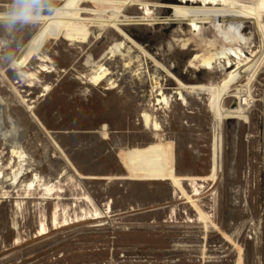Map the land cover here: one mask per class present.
Returning <instances> with one entry per match:
<instances>
[{"label":"rangeland","instance_id":"1","mask_svg":"<svg viewBox=\"0 0 264 264\" xmlns=\"http://www.w3.org/2000/svg\"><path fill=\"white\" fill-rule=\"evenodd\" d=\"M62 1L0 0L2 133L10 119L18 129L0 132V264H264V53L235 74L189 68L201 51L189 23L200 18L179 0H142L149 18L132 5L114 22L85 2L60 27ZM239 1L264 10V0ZM198 25L204 39H219L211 18ZM117 43L131 66L107 59L112 80L87 84L85 60ZM41 64L47 71L35 73ZM230 76L238 79L216 103L236 108L244 85L254 103L223 116L221 131L212 97L153 106V81L170 96ZM143 113L159 133L144 128ZM12 148L25 160L14 186L46 184L53 198L9 187Z\"/></svg>","mask_w":264,"mask_h":264},{"label":"bare ground","instance_id":"2","mask_svg":"<svg viewBox=\"0 0 264 264\" xmlns=\"http://www.w3.org/2000/svg\"><path fill=\"white\" fill-rule=\"evenodd\" d=\"M62 2V7L59 9L57 15L53 19L54 23L59 25L60 27H66L67 25H69L72 22L76 11L85 2L95 3L98 7L100 14L108 15L109 20L112 22L116 21L132 5H138L140 7V10L142 11V15L145 18H149L152 11H150L151 5H149L151 2L149 1V4H147L144 3L142 0H64ZM247 4L239 0H179V6L177 7V9L196 12L194 15L197 18L199 17L200 19L201 16H203V18H211L213 27L219 38L218 40H210L207 38L204 39L201 36L202 28L200 25H198L200 19L198 21H196V19L191 21L189 23L190 32H192V34L195 33L198 37V46H201V51L200 54L194 55L193 58L190 60L188 66L189 68H197L199 70H205L212 73L228 72L235 74V69H238L241 63L246 61L249 65L248 69H250V66L254 63V57H256L258 53H264V10L261 9L260 4L257 2L252 3L251 7ZM206 12L208 13V15H206ZM245 21L247 22V24L251 23V26H253L254 29L253 33L243 34V29L245 28L244 25L246 23ZM253 39L257 41V45H254L252 43ZM254 47H256L255 53H253L252 50V48ZM121 50L122 53H120ZM125 50V46L122 43H117L107 48L103 54L101 53L102 56L98 61L94 62L91 61L92 59H86L84 62V66L89 69V74L85 77L86 83L92 86H98L103 82L109 83L110 80H112L110 79V75L112 73L109 72L103 64V62L107 59H113V57H120V60H123L126 58V60H124L122 63V67L123 69L129 68L132 64V60L131 58H129L130 56H128L130 55L128 51L130 49L126 51ZM124 51L125 53H123ZM37 60L40 63H44L45 61V59L42 57H39ZM46 71L47 67L41 64L37 71H35V73L41 74ZM21 74L24 78H27L31 81L32 78L35 76L34 73ZM237 79V76H230L228 80H225L223 84L219 86L208 85L206 88L199 90H174L170 94V96H165L164 93L160 90L162 86L161 83L158 84L156 81H153L154 86L153 91H151L152 94H154L152 96L154 100L153 106H155L156 109H167L169 108V102H171V99L173 98H175L176 101L185 103L186 105V102L184 100L185 96L200 97L201 95H204L212 97L213 104L211 105V111L214 114L218 115V130L221 131L223 116H242V113H246L251 108L252 103H254V100L249 94L250 92L248 90V85H244L243 87L238 88V93L235 94V99L237 100L236 108L225 109L222 107L221 104L216 103L220 98H222L223 95L226 94L227 90ZM111 84L112 83H110V85ZM3 105L4 102L2 98H0V132L1 136L4 139L8 134L12 132L17 133L18 129L15 123L10 119L8 120V123L11 128V131H4L2 133L3 129L1 111ZM140 118L142 125L145 129L156 133H159L162 130L157 120L152 118L151 115L143 113ZM222 143V138L220 136L219 145H217L219 157H221L223 151ZM11 159L14 162L11 166L12 160H10V164H8V167L9 170H12V172L7 177L10 188L14 189V191L16 192L23 191L25 195H29L30 193L33 194L35 192H41V199L43 200L53 198V195L57 193V191L53 192L51 190L52 186L48 187V185L46 184L36 185L34 186V189L32 188V191H30L28 187L33 184V181L28 182L27 186L23 184V182V186L20 185V182H18L14 186L17 174L19 173V171L22 170L25 160L23 157V153L20 150H16L15 148H12L11 150ZM14 159H17V162ZM1 177L3 178L4 176ZM195 186H192V190L193 192H198L199 188H196ZM50 193H52V195H50ZM53 221L54 223H56V219H54ZM45 231L46 228L43 223H41L37 232L39 233V235H41L45 233Z\"/></svg>","mask_w":264,"mask_h":264}]
</instances>
